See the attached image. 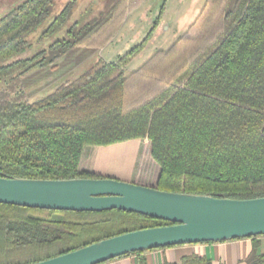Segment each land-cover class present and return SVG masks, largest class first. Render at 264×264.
<instances>
[{
    "label": "trees",
    "instance_id": "obj_1",
    "mask_svg": "<svg viewBox=\"0 0 264 264\" xmlns=\"http://www.w3.org/2000/svg\"><path fill=\"white\" fill-rule=\"evenodd\" d=\"M146 1L110 0L102 17L85 22L81 15L47 48L18 59L44 22L50 20L39 40L61 30L78 0H67L58 12L56 0H21L0 15V177H104L79 170L86 147L147 139L158 171L146 186L233 199L264 197V0H204L167 49L126 72L160 25L165 0L141 41L115 61L95 59L46 95L28 98L22 85L28 72L55 66L81 45L104 46L127 12ZM169 224L118 209L0 203V264H31ZM261 236L247 237L253 239L249 264H264ZM208 263L195 256L181 262Z\"/></svg>",
    "mask_w": 264,
    "mask_h": 264
},
{
    "label": "water",
    "instance_id": "obj_2",
    "mask_svg": "<svg viewBox=\"0 0 264 264\" xmlns=\"http://www.w3.org/2000/svg\"><path fill=\"white\" fill-rule=\"evenodd\" d=\"M0 203L73 211L118 209L172 223L128 231L31 264H99L141 250L264 235V197L169 192L114 177H0Z\"/></svg>",
    "mask_w": 264,
    "mask_h": 264
},
{
    "label": "rangeland",
    "instance_id": "obj_3",
    "mask_svg": "<svg viewBox=\"0 0 264 264\" xmlns=\"http://www.w3.org/2000/svg\"><path fill=\"white\" fill-rule=\"evenodd\" d=\"M20 1L21 0H0V15ZM66 1L67 0H56L55 12H58ZM164 1L165 0H148L137 9L133 10L127 18L125 17L127 19V24L131 20H134L132 31L126 35V44L124 42H120L117 45L113 44L111 49H113L115 53H120L122 55L129 47L131 48L140 42L149 30L153 19L158 14ZM109 2L110 0H80L69 22L75 21L81 15L82 21L85 22L100 18L108 7ZM203 3L204 0H166L165 11L155 37L147 43L148 45H146V49L144 48L145 50L143 49L144 53L141 57L135 59L129 65L130 69L135 66L139 60H142L143 57L150 55V53H154L160 49H167L172 42L186 30L190 22L194 19L197 13L196 11H198L197 9H200ZM86 7L88 10L85 12L84 9ZM125 18L121 25H123ZM48 24L49 22H44L34 32L35 34L32 33L34 35L31 37L33 46L29 47L32 50L26 51L25 54L17 56L15 59L32 56L35 52L44 48L42 44L46 45L48 42L47 40H45V42L43 40L39 44H35V41L39 38V33H41ZM120 27L111 39L115 40L121 32V38H124L126 31L123 29L125 32L123 30L119 32ZM63 35L64 29H61L57 34L48 38L50 41H53L55 38L62 37ZM108 43L109 41L106 44ZM123 45L129 46L124 49ZM80 47L86 48V53L82 51V55L80 54L78 56L77 53H75L77 49L73 48L63 55L60 61L58 60L56 62L55 66H46L31 70L22 78L23 88L30 100H35L46 95L64 80L75 78L95 59L102 58L105 60L101 57V55L105 56V48L101 50L104 46L97 48L81 45L76 48ZM77 52L79 53L80 51ZM111 56L113 55L106 56V58H110ZM81 58L84 60L81 61ZM126 72L130 71L126 69ZM79 170L104 177L127 178L141 182L142 180H155L157 178L158 167L150 156L148 140L133 139L107 146L86 147L81 157Z\"/></svg>",
    "mask_w": 264,
    "mask_h": 264
},
{
    "label": "crops",
    "instance_id": "obj_4",
    "mask_svg": "<svg viewBox=\"0 0 264 264\" xmlns=\"http://www.w3.org/2000/svg\"><path fill=\"white\" fill-rule=\"evenodd\" d=\"M87 9L88 8L86 7L84 10H87ZM200 9H197L198 11H196L197 12L196 15L199 13ZM130 13H128L126 18L129 16ZM126 18L124 20L123 25H121L119 29L120 30L119 32L125 29L126 32L123 30L125 32L124 38L123 39L121 38V35H122V32H121V34H119L115 38V40L111 39L108 44H105L104 47L101 48V50L104 48L106 50L105 56L101 55V57H103L106 61H109V62L115 61L117 57L121 55L120 53H115L113 49H111V47L113 44L117 45L120 42H124L126 44V40H127L126 35H128L132 31V28L134 26V20H131L127 24ZM158 28L155 31L152 39L155 37L158 31ZM128 46L123 45V48L125 49ZM75 49H77L75 50V53H77L78 56L80 54L82 55L81 53L82 51L84 53L85 50H87L84 47L75 48ZM144 50L126 66L127 70L129 71L135 70L152 54L150 53V55L143 57L142 60H139L137 62L138 65L135 64V66H133L130 69L129 65L135 59L140 58L141 55L144 53ZM77 51H80V52L78 53ZM109 55H113V56H111L110 58H106V56H109ZM81 59H82L81 61L84 60L83 58ZM121 180L134 182L136 184H141V185H146L149 182L151 183L153 181V180H149V181L142 180L141 182H138L134 179H127V178H123ZM257 239L260 241L259 252H263L264 236L258 237ZM252 251H253V239L252 238H241V239H232V240L209 242V243H188V244H180V245H174V246H166V247L154 249V250H145L138 254H128L125 256H120V257L113 258V259H110L108 261H105L99 264H139L140 260H144L146 264H181L184 258L193 257V256L208 260L209 262L208 264H249L247 263L246 259L249 257Z\"/></svg>",
    "mask_w": 264,
    "mask_h": 264
},
{
    "label": "flooded vegetation",
    "instance_id": "obj_5",
    "mask_svg": "<svg viewBox=\"0 0 264 264\" xmlns=\"http://www.w3.org/2000/svg\"><path fill=\"white\" fill-rule=\"evenodd\" d=\"M79 1H80V0H78V2H79ZM98 1H100V0H98ZM103 1H106V0H103ZM147 1H148V0H147ZM147 1H146V2H147ZM164 2H165V1H164ZM144 3H145V2H144ZM142 4H143V3H142ZM142 4H140V5H142ZM140 5H139V6H140ZM139 6H138V7H139ZM138 7H137V8H138ZM107 8H108V7H107ZM107 8H106V10H107ZM137 8H135V9H137ZM135 9H133V10H135ZM106 10L103 12L102 16L105 14ZM133 10L128 11L127 14L125 15V17L128 15V13L132 12ZM159 11H160V9H159ZM159 11H158V14H159ZM164 11H165V8H164ZM158 14H157V15H158ZM1 15H2V14H1ZM157 15H156V16H157ZM162 17H163V16H162ZM153 20H154V19H153ZM161 20H162V19H161ZM48 22L50 23V20H47V23H48ZM73 22H74V21H73ZM71 23H72V22H71ZM71 23L68 22V23L62 28V29H64V32L67 30V28L69 27V25H70ZM48 25H49V24H48ZM48 25H47V26H48ZM45 28H46V27H45ZM59 31H60V30H59ZM59 31H58V32H59ZM58 32H57V33H58ZM57 33H56V34H57ZM43 40H44V39L39 40V39L37 38V40L35 41V44H39V43H41ZM46 40H47L48 42L46 43V45L42 44V46H43L44 48H42V49H40V50H44V49L47 48V46L52 42V41L49 40V38H47ZM44 42H45V40H44ZM31 46H33V42L31 43V45H30L29 47H31ZM42 46H41V47H42ZM29 47L27 48L26 51H28V50H32V49H30ZM40 50H38L37 52H35L32 56H34V55H35L36 53H38ZM25 53H26V52H25ZM25 53H24V54H25ZM29 57H31V56H29Z\"/></svg>",
    "mask_w": 264,
    "mask_h": 264
}]
</instances>
